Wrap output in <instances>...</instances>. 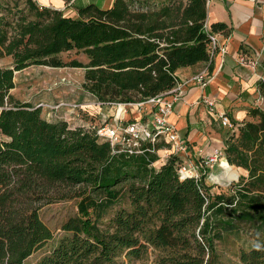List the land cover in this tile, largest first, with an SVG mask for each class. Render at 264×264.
<instances>
[{
    "label": "trees",
    "instance_id": "1",
    "mask_svg": "<svg viewBox=\"0 0 264 264\" xmlns=\"http://www.w3.org/2000/svg\"><path fill=\"white\" fill-rule=\"evenodd\" d=\"M72 6L65 16L38 0H0V264H24L54 239L38 203L78 198V213L64 235L34 264H123L151 248L157 264H220L218 242L246 225L264 242V109L228 132L224 155L242 168L231 194L213 192L201 175L181 178L183 160H166L149 143L141 153L114 151L97 128L105 104L137 103L170 91L181 67L207 62L213 70L211 34L229 35L225 22L209 23L208 0H104ZM83 50L88 63L60 57ZM32 65L85 70L83 87L101 105L78 111L79 122L50 121L42 107L15 98V75ZM259 89L264 92V80ZM128 201L130 208H114ZM36 204V205H35ZM262 234V235H261ZM129 264V263H128ZM230 264H264V251L241 250Z\"/></svg>",
    "mask_w": 264,
    "mask_h": 264
},
{
    "label": "crops",
    "instance_id": "2",
    "mask_svg": "<svg viewBox=\"0 0 264 264\" xmlns=\"http://www.w3.org/2000/svg\"><path fill=\"white\" fill-rule=\"evenodd\" d=\"M38 1L62 10L65 16H78L76 8L72 6L75 0ZM90 1L80 0L79 2L84 5ZM114 1L104 0L103 7H111ZM208 6L209 23L225 22L230 28L229 35L222 32L217 34L220 48L214 55L213 70H209L207 62H199L177 70L181 82L187 85L184 87L182 100L169 117L180 135L190 145L192 164L199 163L201 157L216 148L224 149L229 131L221 123L223 113H226L231 120L234 118L241 122L248 118L250 107L261 106L263 97L258 83L264 80V0H210ZM51 68L63 71L75 67ZM206 69L209 74L203 81L194 79L197 74ZM83 72L85 77V70ZM91 95L94 97L93 94ZM207 99L214 100L215 105L210 106ZM94 100L95 97L92 101ZM94 108L99 112V124L107 120L109 115L102 112L103 106ZM129 108L127 118L139 119L143 116L137 107ZM72 115L70 121H80L77 113ZM169 150V145L158 150L161 159L155 163L156 166H160L166 160ZM230 167L226 158L223 159L215 166L210 181L219 182L228 175ZM239 176L240 170L238 178Z\"/></svg>",
    "mask_w": 264,
    "mask_h": 264
},
{
    "label": "rangeland",
    "instance_id": "3",
    "mask_svg": "<svg viewBox=\"0 0 264 264\" xmlns=\"http://www.w3.org/2000/svg\"><path fill=\"white\" fill-rule=\"evenodd\" d=\"M60 57L65 61L77 58L84 63L89 62L88 55L83 50L78 49L63 52L60 54ZM12 63L13 59L11 56L0 59L1 67H8L12 65ZM83 71L84 70L77 68H70L67 70L64 69L62 71L49 66L32 65L16 72V87L11 91V93L15 98L22 102H30L35 106L44 104L43 114L48 120L57 121L62 119H71L73 117L72 114L77 113L78 110L68 105H63L58 109L50 108L47 105L54 106L58 103H87L89 104L88 107H92V105L95 104L97 100L95 98V100L92 101L94 97L83 87ZM261 94L263 96L261 99V108L264 109V92H261ZM117 110L118 107L115 105H103L102 112L107 114V116L109 115L105 121L112 123V117L117 112ZM129 110L130 108L128 109V112ZM224 128L227 131H230L229 128ZM186 163L187 162L185 161L183 162V164ZM210 170L211 173H209L206 183L208 185H213L212 191L217 193L225 192L227 194H231L235 188V183H238L241 175H247V172L240 168V176L238 178L239 170L230 167L228 175L224 176L221 180H219V182H211L210 176L215 171V168ZM78 201V198H71L50 203L45 202L37 204L40 217L53 230L55 236L54 239L48 242L44 247L33 253L24 264L36 263L41 257L49 253L51 249L58 243L59 239L64 235V231L61 229L62 224L68 218L73 217L78 213ZM120 208L129 209L130 205L128 201L121 202L114 208L113 212H116ZM255 238L256 230L250 225H246L238 234L227 235L223 241L218 242L220 264L238 262L241 250L251 248L250 242ZM162 253L163 252L160 250L151 248L148 254L141 258L122 257L121 261L123 264H157L158 257Z\"/></svg>",
    "mask_w": 264,
    "mask_h": 264
},
{
    "label": "built area",
    "instance_id": "4",
    "mask_svg": "<svg viewBox=\"0 0 264 264\" xmlns=\"http://www.w3.org/2000/svg\"><path fill=\"white\" fill-rule=\"evenodd\" d=\"M208 4H210V0H208ZM208 25L209 21H207ZM210 39V51L212 55H215L216 51L220 48L217 34H211ZM208 74V69H206L197 74L194 79L203 81ZM186 85L187 83L180 81L170 91L162 92L144 101L112 104L118 107V110L112 117V123L105 121L97 128L98 135L102 139L109 141L114 151H124L130 154L143 152L147 143L151 145L152 148L148 149L152 151H155V145L158 143L169 145V151L179 155L183 162H187L179 168L181 178H198L201 175L200 169H213L225 155L222 148H216L211 153L201 157L199 163L192 164L189 143L180 135L176 125L169 120L170 115L175 111L176 105L183 98V90ZM206 101L210 106L215 105V101L212 99H207ZM96 104L101 105L99 102H96ZM63 105H68L80 112H86L89 108V104L87 103H58L54 106H47L58 109ZM39 106L43 108L44 104H40ZM131 106L137 107L143 116L139 119L127 118L126 114ZM221 123L230 129L234 127L231 118L226 113L221 115Z\"/></svg>",
    "mask_w": 264,
    "mask_h": 264
},
{
    "label": "clouds",
    "instance_id": "5",
    "mask_svg": "<svg viewBox=\"0 0 264 264\" xmlns=\"http://www.w3.org/2000/svg\"><path fill=\"white\" fill-rule=\"evenodd\" d=\"M260 233H256V238L252 240L251 247L256 251H264V242L260 240Z\"/></svg>",
    "mask_w": 264,
    "mask_h": 264
},
{
    "label": "bare ground",
    "instance_id": "6",
    "mask_svg": "<svg viewBox=\"0 0 264 264\" xmlns=\"http://www.w3.org/2000/svg\"><path fill=\"white\" fill-rule=\"evenodd\" d=\"M223 159H225V158H223ZM223 159H222V160H223ZM222 160H221V161H222ZM221 161H220V162H221ZM220 162H219V163H220ZM215 166H216V165H215ZM215 166H214V168H215Z\"/></svg>",
    "mask_w": 264,
    "mask_h": 264
}]
</instances>
